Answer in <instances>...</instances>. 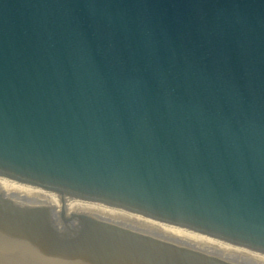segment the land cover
<instances>
[{"label": "water", "instance_id": "water-1", "mask_svg": "<svg viewBox=\"0 0 264 264\" xmlns=\"http://www.w3.org/2000/svg\"><path fill=\"white\" fill-rule=\"evenodd\" d=\"M0 175L264 253V0H0ZM0 264H243L0 193Z\"/></svg>", "mask_w": 264, "mask_h": 264}, {"label": "bare ground", "instance_id": "bare-ground-1", "mask_svg": "<svg viewBox=\"0 0 264 264\" xmlns=\"http://www.w3.org/2000/svg\"><path fill=\"white\" fill-rule=\"evenodd\" d=\"M0 193L13 204L22 208L57 206L67 215L84 214L112 222L170 242L188 246L206 253L225 257L243 264H264V253L233 242L209 235L184 225L156 219L124 207L102 201L71 196L21 181L7 175H0Z\"/></svg>", "mask_w": 264, "mask_h": 264}]
</instances>
